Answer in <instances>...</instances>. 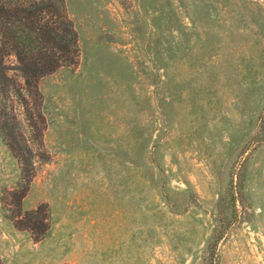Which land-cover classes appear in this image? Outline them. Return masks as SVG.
Instances as JSON below:
<instances>
[{
	"label": "rangeland",
	"instance_id": "rangeland-1",
	"mask_svg": "<svg viewBox=\"0 0 264 264\" xmlns=\"http://www.w3.org/2000/svg\"><path fill=\"white\" fill-rule=\"evenodd\" d=\"M65 10L77 62L0 92V264H264V0Z\"/></svg>",
	"mask_w": 264,
	"mask_h": 264
},
{
	"label": "trees",
	"instance_id": "trees-1",
	"mask_svg": "<svg viewBox=\"0 0 264 264\" xmlns=\"http://www.w3.org/2000/svg\"><path fill=\"white\" fill-rule=\"evenodd\" d=\"M78 56L77 34L65 10V0H0V92L3 97L10 91L8 71L22 79L26 90L38 94L36 81L40 77L59 67L74 65ZM10 57L15 62L8 65ZM13 89L30 120L26 100L18 89Z\"/></svg>",
	"mask_w": 264,
	"mask_h": 264
}]
</instances>
